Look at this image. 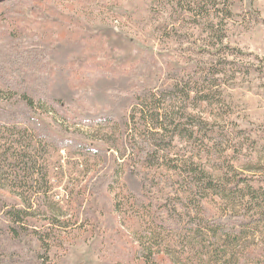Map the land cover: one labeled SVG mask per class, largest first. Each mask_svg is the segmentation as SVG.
<instances>
[{"label": "rangeland", "instance_id": "1", "mask_svg": "<svg viewBox=\"0 0 264 264\" xmlns=\"http://www.w3.org/2000/svg\"><path fill=\"white\" fill-rule=\"evenodd\" d=\"M173 2L0 0V109L9 104L14 112L25 110L21 97L8 90L23 91L32 102L30 113L52 142L45 149L35 145L33 169L16 174L36 191L44 169L54 212L69 215V224L58 226L60 244L50 249L47 262L39 259L34 241L14 242L0 232L4 264H142L134 239L144 236L147 223L130 217L124 203L118 216L112 214L113 194H124L121 180L114 193L108 192L111 175L122 174L117 162L122 133L112 123L87 122L109 109L92 99L100 82H106L114 99L116 88L127 97L143 87L177 84L181 97L174 108L196 127H185L168 156L202 167L214 180L232 175L259 185L257 179L264 175V0H226L222 8L231 15L222 21L211 6L208 18L191 20ZM69 45L76 51L57 53L65 55V64L49 59L57 46ZM60 70L71 97L54 89ZM23 129L8 126L1 140H18L22 149L27 141ZM144 130L132 132L135 140H141ZM171 176L163 166L154 167L145 196L158 204L173 198ZM227 205L215 198L202 206L206 217L215 220L226 216ZM4 225L0 218V227ZM253 228L264 244V225ZM199 245L197 240L169 242L181 264H203Z\"/></svg>", "mask_w": 264, "mask_h": 264}, {"label": "trees", "instance_id": "2", "mask_svg": "<svg viewBox=\"0 0 264 264\" xmlns=\"http://www.w3.org/2000/svg\"><path fill=\"white\" fill-rule=\"evenodd\" d=\"M225 1L174 0L173 3L182 13H190L191 20H198L203 15L208 18L211 6L212 12L217 11L220 16L218 19L222 21L231 15L222 8ZM76 48L70 45L57 46L54 52H50L49 59L57 66H62L66 61L65 55L59 56L57 53L74 52ZM220 71L218 73H222ZM55 77L54 89L66 98L71 97L62 70L57 71ZM6 84L9 85L8 82ZM3 86L6 89L5 84ZM120 89L116 88L117 98L114 99L108 94L110 89L106 88V82L97 83L92 99H98L100 104L108 105L109 109L88 117L90 121L87 122L112 123L122 133L124 146L117 159L122 174L117 170L111 175L108 192L114 193L121 180L124 194L118 198L113 194L112 214L118 216L120 206L124 203L130 207V217H138L147 223L148 230L144 236L134 239L137 244L135 256L142 264H159L163 261L181 264L171 254L174 246L170 247L169 242L197 240L200 244L199 257L203 254V260L200 258L203 264H264V244L251 232L253 227L264 225V175L257 179L259 185L254 187L232 175L214 180L202 167L192 162L185 164L182 160H173L168 156L173 141L184 137L185 127H196L190 116L178 114L174 108V101L181 97L177 84L158 90L143 87L127 97L120 96ZM8 91L21 97L25 110L14 112L9 104H5L0 109V135L6 134L8 126L21 125L24 126L27 141L21 149L18 140L5 138L3 141L0 136V218L5 223L0 227V232L14 242L34 241L41 252L39 259L47 262L50 249L60 244L58 226L68 225L69 215L54 212L44 169L40 173L41 182L36 191L31 190L24 182L25 178H19L16 173L21 170L23 174L33 169V152L38 151L35 145L45 149L48 141L51 142V136L30 113L32 102L26 100L29 99L26 93ZM188 95L185 93V98ZM9 99L4 98V102L9 103ZM202 101L207 100L202 98ZM127 107L129 110L125 113ZM136 114L139 118H136ZM139 128L145 129V132L141 140H135L132 132L135 133ZM83 149L93 155V152ZM157 166H163L172 173L168 186L174 191L173 198H165L161 204L153 202L144 194L152 185L149 184L154 180L151 171ZM4 196L13 201L6 202ZM213 198L228 204L226 216L215 220L206 217L202 205ZM39 204L42 205L41 209ZM4 259L1 257L0 264H4ZM9 263L14 264L13 261Z\"/></svg>", "mask_w": 264, "mask_h": 264}]
</instances>
